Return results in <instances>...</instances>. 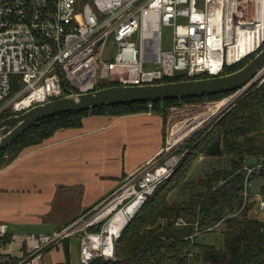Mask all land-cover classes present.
<instances>
[{
    "label": "built area",
    "instance_id": "obj_1",
    "mask_svg": "<svg viewBox=\"0 0 264 264\" xmlns=\"http://www.w3.org/2000/svg\"><path fill=\"white\" fill-rule=\"evenodd\" d=\"M163 27L171 28L166 50ZM263 47L264 0H0V117L102 84L145 86L178 75L221 76ZM255 83H264V67L250 85ZM246 90L223 100H229L226 111ZM181 113L169 109L164 144L152 161L66 225L24 235L15 263L5 241L7 227L0 225V264H42L44 254L73 238L79 243L78 264L113 261L123 228L172 176L185 155L181 147L206 124L190 117L177 125L173 121ZM241 170V206L230 216L249 203L250 177L264 172V156L248 158ZM253 211H264V197L257 195ZM220 222L202 231L195 227L183 239L189 250L181 264H200L194 243ZM174 226L186 223L178 219Z\"/></svg>",
    "mask_w": 264,
    "mask_h": 264
},
{
    "label": "trees",
    "instance_id": "obj_2",
    "mask_svg": "<svg viewBox=\"0 0 264 264\" xmlns=\"http://www.w3.org/2000/svg\"><path fill=\"white\" fill-rule=\"evenodd\" d=\"M254 56L225 69L223 75L240 69ZM205 78L208 76L187 78L178 75L161 83ZM113 86L118 85L102 84L95 90ZM230 94L156 101L151 102V109L143 102L53 116L35 123L13 144L0 151L1 154L17 146L9 161H0V168L16 158L23 149L40 144L54 132L80 127L82 118L88 114L121 116L151 111L163 115L165 104L210 100ZM8 116L10 112L2 115L0 120ZM181 149L185 155L172 176L156 188L123 228L114 247L115 259L96 260L91 264H181L189 250V241L183 239L191 235L195 227L202 231L220 221L216 229L200 237L220 230L222 247L218 249L198 237L194 243L198 263L264 264V220L255 218L253 209L257 200L253 199L251 188L249 203L237 215L230 216L241 206L244 179L241 168L244 161L264 156V83L249 87L232 107L194 135ZM200 157H227L228 166L226 169L211 170L197 181L189 180V172ZM250 180L251 187L258 183L257 195L264 197V172L252 174ZM173 192L177 194L176 199H172ZM178 219H182L186 226L175 227L174 222Z\"/></svg>",
    "mask_w": 264,
    "mask_h": 264
},
{
    "label": "crops",
    "instance_id": "obj_3",
    "mask_svg": "<svg viewBox=\"0 0 264 264\" xmlns=\"http://www.w3.org/2000/svg\"><path fill=\"white\" fill-rule=\"evenodd\" d=\"M164 126V116L151 111L88 114L80 127L54 132L1 167L0 225L7 227L12 263L18 261L27 232L36 228L52 232L66 225L152 161L163 147ZM73 241L78 242L73 238L64 241L62 249L55 248L58 253L48 251L42 264L44 260L46 264L62 260L72 264Z\"/></svg>",
    "mask_w": 264,
    "mask_h": 264
},
{
    "label": "water",
    "instance_id": "obj_4",
    "mask_svg": "<svg viewBox=\"0 0 264 264\" xmlns=\"http://www.w3.org/2000/svg\"><path fill=\"white\" fill-rule=\"evenodd\" d=\"M264 67V47L243 67L221 76L190 79L145 86H113L88 93L73 94L34 106L19 115L0 120V151L8 148L35 123L60 114L89 111L100 107L197 98L248 89Z\"/></svg>",
    "mask_w": 264,
    "mask_h": 264
},
{
    "label": "rangeland",
    "instance_id": "obj_5",
    "mask_svg": "<svg viewBox=\"0 0 264 264\" xmlns=\"http://www.w3.org/2000/svg\"><path fill=\"white\" fill-rule=\"evenodd\" d=\"M170 42H171V28L163 27L161 29V48H162V50L168 49L170 47ZM104 57H105V55H104ZM249 87H257V86L255 83V84H251ZM234 94L235 93H232V94L228 95L227 97L210 99V100H201V101H194V102H179L176 104H167V105L165 104L164 113H163V116H164L165 122H166V124L164 126V139H165L166 131L168 128V124H167L166 120H167V115H168L170 108L178 107L181 109V111L183 113H181V116L177 117L173 122H176L177 125L178 124L183 125V122L186 119H188L190 117H193V118L194 117H196V118L202 117L203 113H205L204 112L205 108L210 107L213 104L219 103V102L223 101L224 99H228L232 96H235ZM238 99H239V97H234L233 102L235 103ZM225 111H226V107L220 109L219 112L212 119L207 120V122L204 126H200L198 132L202 131L204 128H206L211 123H213L215 120H217V118L220 117ZM13 115H19V114L18 113H10V116H13ZM7 131H9V129H6V130L0 132V136L4 135ZM16 149H17V146L13 147L11 150H7L6 152L1 153L0 154V161H4V162L9 161L14 156ZM228 159L229 158H227V157H220V158H206V157L201 158L200 157V158L196 159V161L194 162V164H193V166L189 172L188 179L193 180V181H197L199 178H202L206 174L210 173L211 170L226 169L228 166ZM181 185L184 186L185 183H181ZM257 190H258V183H256L253 187H251V194H253L252 197L254 200H257ZM171 195L173 197L172 199H176V197H177L176 192H173ZM255 218L258 220H264V211L263 212H256ZM49 232H50V230L48 228H36V229H33L27 233L37 235V234H47ZM199 240H202L203 242H206V243H212L218 249H220L222 247V237L220 234V230L216 231L213 234L203 235L202 237L199 238ZM57 249H59V250L62 249V244H60L57 247ZM70 249H71L70 250L71 263L75 264L76 263L77 250L79 249L78 242L73 241L70 244ZM56 251L57 250L55 248L52 249V252H56ZM56 253H58V252H56ZM58 255H60V253ZM46 261L47 260H44L43 264H46ZM59 263L66 264L65 261H63V260L57 262L56 264H59Z\"/></svg>",
    "mask_w": 264,
    "mask_h": 264
},
{
    "label": "bare ground",
    "instance_id": "obj_6",
    "mask_svg": "<svg viewBox=\"0 0 264 264\" xmlns=\"http://www.w3.org/2000/svg\"><path fill=\"white\" fill-rule=\"evenodd\" d=\"M229 100L227 101H221L219 103H216V104H213L212 106L210 107H207L205 108V113H203V116L202 117H199V120H200V123L202 122H207V120H210L211 118H213L218 112L220 109H222L224 107V105L228 102ZM198 117V116H197ZM196 118V117H195ZM195 120V119H194ZM199 126V124L197 125ZM195 129V128H194ZM133 210H129L128 213H132Z\"/></svg>",
    "mask_w": 264,
    "mask_h": 264
}]
</instances>
